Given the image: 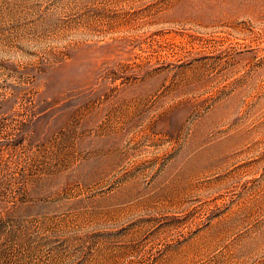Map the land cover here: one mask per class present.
Returning <instances> with one entry per match:
<instances>
[{
  "label": "rangeland",
  "instance_id": "1",
  "mask_svg": "<svg viewBox=\"0 0 264 264\" xmlns=\"http://www.w3.org/2000/svg\"><path fill=\"white\" fill-rule=\"evenodd\" d=\"M0 264H264V0H0Z\"/></svg>",
  "mask_w": 264,
  "mask_h": 264
}]
</instances>
